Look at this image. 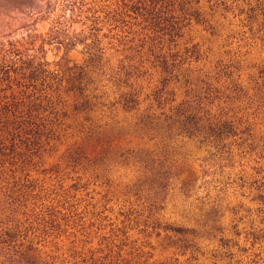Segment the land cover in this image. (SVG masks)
Here are the masks:
<instances>
[{
  "label": "trees",
  "instance_id": "16d2710c",
  "mask_svg": "<svg viewBox=\"0 0 264 264\" xmlns=\"http://www.w3.org/2000/svg\"><path fill=\"white\" fill-rule=\"evenodd\" d=\"M196 2L0 0V264H150L128 236L149 229L142 214L107 219L81 185L103 155L139 158L122 130L130 116L136 127L160 117L192 124L215 149L229 140L264 175V72L245 86L189 82L178 104L173 91L163 102L141 89L147 69L170 76L198 60L195 46L192 58L167 48L197 24ZM45 47H79L83 60L48 63ZM202 102L224 112L201 111Z\"/></svg>",
  "mask_w": 264,
  "mask_h": 264
},
{
  "label": "rangeland",
  "instance_id": "374dc122",
  "mask_svg": "<svg viewBox=\"0 0 264 264\" xmlns=\"http://www.w3.org/2000/svg\"><path fill=\"white\" fill-rule=\"evenodd\" d=\"M192 8L199 14L197 24L191 22L167 48L192 58L189 51L195 46L198 60H185L170 76L147 69L140 78L142 91H156L163 102L173 91L178 104L189 82L199 89L202 82L223 78L241 86L258 81L264 72V0H197ZM44 50L48 63L83 60L79 47ZM201 104V111L224 112L222 105L212 109ZM131 118L122 130L139 148V158L123 153L106 160L103 155L94 174L81 183L86 198L107 219L123 209L142 214L140 225L149 229L143 237L134 231L128 236L150 255V264L174 259L178 264H264L259 164L229 140L213 148L193 132L192 124L179 129L160 117L162 123L136 127Z\"/></svg>",
  "mask_w": 264,
  "mask_h": 264
}]
</instances>
